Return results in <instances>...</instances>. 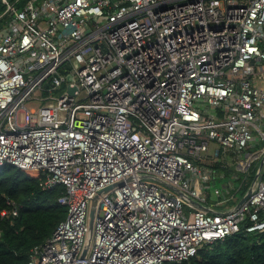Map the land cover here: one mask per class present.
Returning <instances> with one entry per match:
<instances>
[{
  "label": "built area",
  "instance_id": "obj_1",
  "mask_svg": "<svg viewBox=\"0 0 264 264\" xmlns=\"http://www.w3.org/2000/svg\"><path fill=\"white\" fill-rule=\"evenodd\" d=\"M0 1V166L66 209L24 264H190L264 230L261 171L238 206L206 193L212 143L264 156V0Z\"/></svg>",
  "mask_w": 264,
  "mask_h": 264
},
{
  "label": "trees",
  "instance_id": "obj_2",
  "mask_svg": "<svg viewBox=\"0 0 264 264\" xmlns=\"http://www.w3.org/2000/svg\"><path fill=\"white\" fill-rule=\"evenodd\" d=\"M3 9L0 1V13ZM253 177L252 174L250 181ZM62 190L58 186L42 189L37 177L10 164L0 166V211L9 209L8 201L18 208L17 215L0 214V264L26 263L29 249L50 236L66 214L65 207L57 202ZM163 264H186V261ZM190 264H264V230H240L204 245L190 259Z\"/></svg>",
  "mask_w": 264,
  "mask_h": 264
},
{
  "label": "crops",
  "instance_id": "obj_3",
  "mask_svg": "<svg viewBox=\"0 0 264 264\" xmlns=\"http://www.w3.org/2000/svg\"><path fill=\"white\" fill-rule=\"evenodd\" d=\"M256 83L259 86H263L264 87V78L263 79H258L256 81ZM264 129V127H263ZM215 144V143H212ZM211 144V145H212ZM217 147V145L215 144V148ZM215 148H211L210 146V167H212L215 172L213 173L214 179H210L206 184H207V188H206V193H207V205L210 206L212 209L215 210H220L223 209L225 207L228 206H234L238 203V201L243 197V195H245V193L247 192L248 188L250 186L253 185V180L254 178H256L257 172L261 171L262 173H264V169H263V165H264V160L262 165L261 164V160L263 158L260 157L258 159L253 160L250 168L248 171H244V172H249L252 169L253 163L258 161V164L255 166L252 174H253V178L250 181L249 180H245V178H243L241 181L236 182L234 181L230 175H228L227 173L224 172V170L228 167L233 165L236 171H240L237 170L235 167V163H236V153L234 151L231 150H226L223 151L222 153H220L217 157L212 155V152ZM237 175L234 173V178H236ZM220 180L221 181V185H217V181ZM255 181V180H254ZM232 183L231 185H229V183ZM249 182V183H248ZM248 184V187L246 188V185ZM214 187H218L220 189V194L216 195L213 192V188ZM239 187V188H238ZM228 190V193H227ZM237 192H240V196H237ZM228 194H233L234 197L229 198L226 200ZM213 195V197H212ZM212 197V198H211ZM224 199V201H223ZM209 207V208H210Z\"/></svg>",
  "mask_w": 264,
  "mask_h": 264
},
{
  "label": "rangeland",
  "instance_id": "obj_4",
  "mask_svg": "<svg viewBox=\"0 0 264 264\" xmlns=\"http://www.w3.org/2000/svg\"><path fill=\"white\" fill-rule=\"evenodd\" d=\"M23 1H25V0H20V2H23ZM62 88H64V85H63V87H61V88L58 90V92H60V91L62 90ZM194 104H195V106L198 107L199 109L207 108L208 112H210V113H214V112H215L214 108L207 106V104H206L205 102H203V98H202V97H198L197 99H195V100H194ZM34 105H36V104L34 103ZM211 148H212V149L215 148V144H212V145H211ZM257 164H258V161H257V162H254V163H253V166H252V169H251V171H249V172L236 171L233 165L228 166V167L224 170V172L227 173L228 175H230L231 178H232L234 181H236V182L241 181L243 178H245V180L247 181V180H249V179L251 178V176H252V172H253V170H254V168H255V166H256ZM263 166H264V165H263ZM263 169H264V167H263ZM234 173L237 175L236 178H234ZM216 184H217V185H221V181L218 180ZM237 196H238V197L240 196V192H237ZM212 197H213V195H212ZM212 197H211V198H212Z\"/></svg>",
  "mask_w": 264,
  "mask_h": 264
},
{
  "label": "water",
  "instance_id": "obj_5",
  "mask_svg": "<svg viewBox=\"0 0 264 264\" xmlns=\"http://www.w3.org/2000/svg\"><path fill=\"white\" fill-rule=\"evenodd\" d=\"M70 91H72V89H70ZM263 160H264V156H263V158H262V160H261V164L260 165H262V163H263ZM256 178H254V180H255ZM254 180H253V182H254ZM250 192H251V186L248 188V190H247V192L245 193V195H243V197L238 201V203L236 204V206H238L239 204H241V202L250 194ZM182 195H184L185 196V194L184 193H181ZM91 222H92V218L90 217V225H91Z\"/></svg>",
  "mask_w": 264,
  "mask_h": 264
}]
</instances>
